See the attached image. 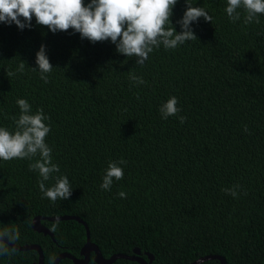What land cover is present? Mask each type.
Segmentation results:
<instances>
[{"label":"trees","instance_id":"trees-1","mask_svg":"<svg viewBox=\"0 0 264 264\" xmlns=\"http://www.w3.org/2000/svg\"><path fill=\"white\" fill-rule=\"evenodd\" d=\"M191 2L211 22L199 18L191 25L197 40L161 45L143 65L110 40L93 44L72 29L52 33L34 17L23 30L0 22V126L15 130L17 99H26L32 113L42 108L50 118L46 143L60 168L54 175H66L73 189L69 199L53 202L29 169L39 156L0 159V233L18 232L12 244L38 245L44 264L63 252L80 258L82 224L41 221L53 240L31 227L35 217L75 216L104 258L136 249L144 259L152 255V264H191L208 255L264 264V15L245 26L242 11L240 20H229L227 0ZM185 10L178 0L171 17L177 32ZM41 45L53 66L47 83L32 69ZM21 60L25 69L18 72ZM130 71L145 84L133 82ZM171 96L183 124L178 116L161 117L159 107ZM121 158L123 178L103 190L108 163ZM234 185L236 198L222 191ZM4 246L0 264H37L36 251ZM93 257L88 264H96Z\"/></svg>","mask_w":264,"mask_h":264},{"label":"clouds","instance_id":"clouds-1","mask_svg":"<svg viewBox=\"0 0 264 264\" xmlns=\"http://www.w3.org/2000/svg\"><path fill=\"white\" fill-rule=\"evenodd\" d=\"M178 0H0V22L15 24L19 29L32 27L33 17L37 25L46 26L52 33L68 31L79 33L81 39H87L91 43L111 41L116 46V51L126 57H136V64L143 65L154 49L161 45L164 49H175L186 42L197 40L191 27L194 22L203 17L211 22L212 17L204 7H195L191 0H185L186 10L177 23L181 31L177 32L172 25L171 17ZM229 20L233 23L241 19L245 26L255 22L260 23L259 16L264 15V0H227L224 9ZM35 63L39 70L40 79L48 82V74L53 70L46 47L41 45L36 53ZM25 62L21 60L17 71L23 72ZM15 75L7 72V76ZM129 78L137 85L145 84L142 77L136 76L131 71ZM20 109L19 117H11L16 127L9 130L0 126V159L10 161L12 159L32 160L39 156L35 162L29 164L31 171L38 172L40 191L43 196L55 202L58 199L67 200L72 195V186L66 175L55 176L60 172L59 165L52 162V149L46 143V137L50 133V126L45 123L50 118L44 114L42 108L32 113L31 105L26 99H17ZM176 96H171L159 107L163 119L170 116H178L181 124L187 119L179 116L181 109ZM247 131V126H245ZM126 160L110 161L103 176L100 187L110 190L113 180H121L124 176ZM54 179V184L46 187L45 182ZM239 185L230 189H222L233 198L238 195ZM121 198L126 193L118 194ZM18 232L4 231L0 233V239L7 238L14 241L18 238ZM8 254V249L0 243V255ZM54 259V258H53Z\"/></svg>","mask_w":264,"mask_h":264},{"label":"water","instance_id":"water-1","mask_svg":"<svg viewBox=\"0 0 264 264\" xmlns=\"http://www.w3.org/2000/svg\"><path fill=\"white\" fill-rule=\"evenodd\" d=\"M44 220L48 221V222H59V221L73 220V221H76V222L82 224L84 226L85 232H86V242L80 250V253H79L80 258L74 257L73 255H71L67 252H63L55 258L53 264H59L64 259L71 260L73 262V264H88L91 260L92 254H94L93 261L96 264H113L114 262H116L117 260H120V259L130 261V262H135L137 264H152V262H153V256L152 255L146 254L147 259H144L140 256V252L136 249L133 251L132 255L114 254L109 258H104L103 255L101 254L100 250L98 249V247L90 241V234H89V230H88L87 226L78 217H75V216H57V217H35V218H33L32 222H31L32 229L37 233H41L45 236H49L52 240L54 238L53 234L45 226H43L41 224V221H44ZM0 241L3 242L4 244H6L7 246H9L14 251H19V252L36 251L38 254L37 264H44L43 252L38 245L33 244V245L16 246V245L12 244L9 240H7V238L0 239ZM209 261H218L219 264H227L224 258H222L221 256H217V255H208V256L201 257V258L195 260L194 262H192L191 264H203V263H206Z\"/></svg>","mask_w":264,"mask_h":264}]
</instances>
